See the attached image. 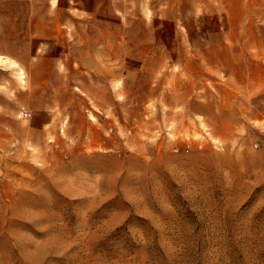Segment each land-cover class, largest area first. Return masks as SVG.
Segmentation results:
<instances>
[{
  "label": "rangeland",
  "instance_id": "374dc122",
  "mask_svg": "<svg viewBox=\"0 0 264 264\" xmlns=\"http://www.w3.org/2000/svg\"><path fill=\"white\" fill-rule=\"evenodd\" d=\"M0 264H264V0H0Z\"/></svg>",
  "mask_w": 264,
  "mask_h": 264
},
{
  "label": "crops",
  "instance_id": "0c3cea01",
  "mask_svg": "<svg viewBox=\"0 0 264 264\" xmlns=\"http://www.w3.org/2000/svg\"><path fill=\"white\" fill-rule=\"evenodd\" d=\"M257 44V43H256ZM242 45H244V46H248V47H251L252 45H250V43H245V41H242ZM256 47H258L259 46V44H257V45H255ZM226 63L228 64V65H230V63H231V61H226ZM227 78H229V79H232L231 77H230V75L227 77ZM247 78V77H246ZM238 79V78H237Z\"/></svg>",
  "mask_w": 264,
  "mask_h": 264
}]
</instances>
